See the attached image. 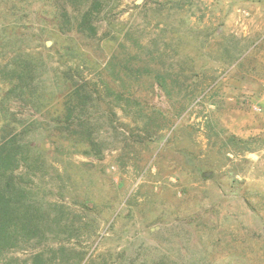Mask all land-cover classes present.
<instances>
[{
	"label": "rangeland",
	"instance_id": "obj_1",
	"mask_svg": "<svg viewBox=\"0 0 264 264\" xmlns=\"http://www.w3.org/2000/svg\"><path fill=\"white\" fill-rule=\"evenodd\" d=\"M6 125L66 218L0 264H264V0H0Z\"/></svg>",
	"mask_w": 264,
	"mask_h": 264
},
{
	"label": "trees",
	"instance_id": "obj_2",
	"mask_svg": "<svg viewBox=\"0 0 264 264\" xmlns=\"http://www.w3.org/2000/svg\"><path fill=\"white\" fill-rule=\"evenodd\" d=\"M91 17V12L88 11L81 20V25L90 23V28H94ZM18 72H14V75L28 77L26 69ZM73 87L64 100V114L67 118H71L76 109H84L87 100L92 99V95L86 91L88 89L91 92L89 86ZM8 126L2 128L0 138V259L33 240L42 244L48 242L54 247L48 240L49 235L63 232L66 218L58 202L52 204L54 213L41 202L32 184L25 182L23 171L30 158L29 148L20 139V133L13 134ZM59 249L64 251L63 246ZM58 260L61 261L57 255L40 250L34 254L32 264H55Z\"/></svg>",
	"mask_w": 264,
	"mask_h": 264
}]
</instances>
